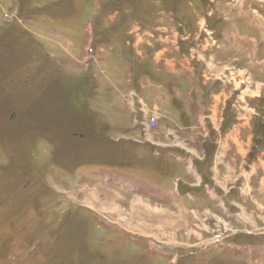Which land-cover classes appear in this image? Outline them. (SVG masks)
Returning <instances> with one entry per match:
<instances>
[{
  "label": "rangeland",
  "instance_id": "obj_1",
  "mask_svg": "<svg viewBox=\"0 0 264 264\" xmlns=\"http://www.w3.org/2000/svg\"><path fill=\"white\" fill-rule=\"evenodd\" d=\"M263 122L264 0H0V264H264Z\"/></svg>",
  "mask_w": 264,
  "mask_h": 264
},
{
  "label": "crops",
  "instance_id": "obj_2",
  "mask_svg": "<svg viewBox=\"0 0 264 264\" xmlns=\"http://www.w3.org/2000/svg\"><path fill=\"white\" fill-rule=\"evenodd\" d=\"M136 100V99H135ZM134 107H135V109H137V106H136V103L134 104ZM134 109V110H135ZM210 124H211V126H213V122H211L210 121ZM214 127V126H213ZM217 129V128H216ZM209 140V139H208ZM208 140H204L203 141V144L206 142V145H208V147L206 146V145H203V153L201 154V156H199L198 157V159L199 160H197L196 158H191V160H193V163L194 162H198V164H200V166H202V169H201V171L204 173V175L205 176H213L214 175V179H216L215 177L217 176V174H216V170H215V166L211 163V161L210 160H208V158H210V157H212L213 156V154H214V152L216 151V146L215 145H213L214 144V142H212V141H208ZM214 140H215V143L217 142V140H218V136L217 137H215L214 138ZM164 145V147H167L168 149H172L173 147H175V146H171V145H169V144H163ZM161 149H163V147L162 146H159ZM182 149H183V147H182ZM162 151H164V150H162ZM166 151V150H165ZM181 151H183V150H181ZM165 153V152H164ZM169 153H171V151H169L168 152V157H172V159H174V161L172 162V164H176V162L178 161V159L179 158H177V156H173L172 154H169ZM184 153V154H183ZM183 153H181L182 155H183V157H184V159L185 160H187V157H189L191 154H188V149H185V151H183ZM159 155L160 156H163L161 153H159ZM166 156H164V158H165ZM167 157V158H168ZM172 159H170L169 158V160H172ZM206 159L208 160L207 162H206ZM177 160V161H176ZM176 161V162H175ZM179 162V161H178ZM181 163V162H180ZM183 164V163H182ZM200 171V172H201ZM224 171H225V169H224ZM174 171L172 170V173H173ZM216 174V175H215ZM216 181H217V179H216ZM177 188L181 191V188H182V190H184V184L182 183L181 184V182L179 181L178 182V186H177ZM185 191V190H184ZM241 219H245L243 216H242V218ZM241 223H243V226L244 227H240V228H234L232 231H233V236H234V234H236V233H239V232H245V231H248V230H250V229H253V230H255V231H257V230H261V229H259V228H257V227H253L252 225H250L247 221H246V219H245V222H242L241 221Z\"/></svg>",
  "mask_w": 264,
  "mask_h": 264
},
{
  "label": "trees",
  "instance_id": "obj_3",
  "mask_svg": "<svg viewBox=\"0 0 264 264\" xmlns=\"http://www.w3.org/2000/svg\"><path fill=\"white\" fill-rule=\"evenodd\" d=\"M22 2V1H21ZM260 126H262V127H260V133H259V135H257L256 136V143L260 140V139H262V138H264V122L263 123H261L260 124ZM259 127V126H258ZM203 145H206V142L203 144ZM207 147H208V145H206Z\"/></svg>",
  "mask_w": 264,
  "mask_h": 264
},
{
  "label": "built area",
  "instance_id": "obj_4",
  "mask_svg": "<svg viewBox=\"0 0 264 264\" xmlns=\"http://www.w3.org/2000/svg\"><path fill=\"white\" fill-rule=\"evenodd\" d=\"M152 121H155V119H152Z\"/></svg>",
  "mask_w": 264,
  "mask_h": 264
},
{
  "label": "bare ground",
  "instance_id": "obj_5",
  "mask_svg": "<svg viewBox=\"0 0 264 264\" xmlns=\"http://www.w3.org/2000/svg\"><path fill=\"white\" fill-rule=\"evenodd\" d=\"M146 208H149L148 206Z\"/></svg>",
  "mask_w": 264,
  "mask_h": 264
}]
</instances>
